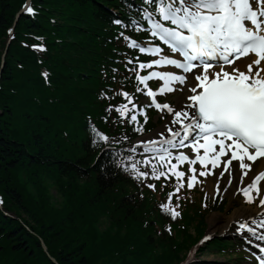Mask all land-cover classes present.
Instances as JSON below:
<instances>
[{
	"label": "trees",
	"instance_id": "1",
	"mask_svg": "<svg viewBox=\"0 0 264 264\" xmlns=\"http://www.w3.org/2000/svg\"><path fill=\"white\" fill-rule=\"evenodd\" d=\"M23 2L0 0V193L15 216L0 210V264L183 263L200 206L169 233L130 164L105 149L136 135L130 119L105 111L117 100L101 96L122 100L113 90L136 85L124 28L113 22L128 21L132 0H33L35 15L19 18L2 67ZM93 126L109 141L94 144Z\"/></svg>",
	"mask_w": 264,
	"mask_h": 264
},
{
	"label": "snow or ice",
	"instance_id": "2",
	"mask_svg": "<svg viewBox=\"0 0 264 264\" xmlns=\"http://www.w3.org/2000/svg\"><path fill=\"white\" fill-rule=\"evenodd\" d=\"M144 3L152 8V11L141 9L144 19L150 24L151 37L153 40L158 38L168 46L166 52L158 43L130 40L131 48L155 57L147 61L136 59L130 69L138 82L134 85L136 92L146 93L151 101L145 102L144 107L137 111L133 93L123 89L119 92L113 90L114 95L122 96L126 102L110 103L105 111L109 115L118 113V119L129 117L133 123H138V113H143L144 122L147 123L148 116L144 110L147 107L171 115L165 121V126L157 130L158 140L141 139L138 142L144 145L145 153L155 155L133 162L130 170L136 179L145 181L149 177L153 180L165 177V186L170 175L176 178L174 191L169 192L167 202L159 205L162 212L173 220L181 213L177 210L179 205L173 206L172 197L184 186L186 175L178 170V164L187 162L192 166L189 169L191 175L187 177L188 188L198 182L197 162L206 169L199 172L200 176L212 174L217 177V193L220 178H225V182L231 185L233 172L241 184L248 177L250 182L236 191L243 194L247 203H253L259 197L258 207L261 211L257 216L260 218L252 217L250 222L237 221V231L243 233L247 230L255 236L257 228L253 225L264 228V184L261 183L264 181V170L257 171L253 167L258 158H264V0H144ZM23 11L35 15L30 0ZM113 22L127 26L121 19ZM132 23L136 25V21ZM136 31H141V27L137 25ZM8 33L10 38L14 37V29L9 28ZM32 47L38 51L45 50L42 44ZM249 54H254L255 59L241 68L236 61ZM145 69L149 70L147 74H140ZM43 75L47 78L48 73L45 71ZM153 79L162 81V86L156 90L149 87V81ZM173 92L182 93L174 101L176 107L167 101L157 100L158 94ZM101 96L109 100L113 98L108 96L107 89ZM92 131L96 135L94 144L109 141V137L95 126ZM135 131L143 132V125L135 128ZM180 148L191 149L195 156L184 151L174 155L172 150ZM132 151L135 152V148ZM157 157L156 163H153ZM173 159L177 163H171ZM234 161L237 163L234 164ZM139 163H143L146 169L150 165L151 171H142ZM164 165L167 168L161 170ZM208 165H211V169ZM260 165H264V160L260 161ZM216 168L221 170L212 172ZM125 170L129 169L126 167ZM225 173H229V176L225 177ZM147 187L155 189V184L149 183ZM0 203L3 201L0 200ZM210 238V235H205L204 240ZM259 238L264 240V233ZM259 264H264V258H260Z\"/></svg>",
	"mask_w": 264,
	"mask_h": 264
},
{
	"label": "rangeland",
	"instance_id": "3",
	"mask_svg": "<svg viewBox=\"0 0 264 264\" xmlns=\"http://www.w3.org/2000/svg\"><path fill=\"white\" fill-rule=\"evenodd\" d=\"M182 95V93H179V92H173L171 97H170V100L172 101V104L174 107L175 106V103L174 101L177 99L178 96ZM170 115H167V114H159L157 116V118H163L165 121L169 118ZM165 121L163 124H161L156 130L160 129V128H163L165 126ZM155 130V131H156ZM154 131V132H155ZM152 134V132L150 133ZM157 135H154L152 136L151 138H154L156 137ZM145 140V138H142ZM52 192H53V195L55 197H57V192L52 189ZM224 198V196H223ZM225 200H226V205H225V209L223 211H216V212H211L208 216H207V224H208V231L211 230V220H215L219 223H221L223 225V220L225 219V217L229 216L232 214V212L241 207L242 206V200L243 199H240V196L239 195H229L227 194V196L225 197ZM105 225V223L103 224V226ZM234 228H236V226L233 224L230 228H225V230H223L222 228H218L216 230L215 233H218V234H223V233H228V234H231V232L234 231ZM224 256H221L219 254H216V253H207L206 255H204V258L206 259H223Z\"/></svg>",
	"mask_w": 264,
	"mask_h": 264
},
{
	"label": "bare ground",
	"instance_id": "4",
	"mask_svg": "<svg viewBox=\"0 0 264 264\" xmlns=\"http://www.w3.org/2000/svg\"><path fill=\"white\" fill-rule=\"evenodd\" d=\"M248 60L249 59L247 57H245V59L243 58L240 60L239 63L241 64L240 65L241 68H243L246 65V63L251 62ZM261 160H264V158H259L257 160V162H255V164L253 165V167L256 168L257 171L264 170V165H260ZM258 165H260V166L257 167ZM232 175L235 177V172H233ZM228 176H229V174H227L225 177H228ZM245 178H246V180H245L244 184L239 183L238 180L235 178L233 180V183L231 185H229V189H228L229 193H233V191H236L237 187H245L246 183L250 182L248 177H245ZM215 183H216L215 178L210 180V186L214 187ZM261 183L264 184V181H262ZM253 195H255V192H253ZM260 211H261V209L258 207V205H257V207H253L252 205L244 204L243 206L235 209L231 215L225 217V219L223 220V225L221 223L215 221V220H211V222H210L211 223V232H214L217 228H219V226L227 228L228 226L231 225L230 223L233 220L236 221L239 218H246L247 219L249 217L257 216V213Z\"/></svg>",
	"mask_w": 264,
	"mask_h": 264
},
{
	"label": "water",
	"instance_id": "5",
	"mask_svg": "<svg viewBox=\"0 0 264 264\" xmlns=\"http://www.w3.org/2000/svg\"><path fill=\"white\" fill-rule=\"evenodd\" d=\"M20 14H21V13H19V14L17 15V17H19V16H20ZM4 57H5V54H4L3 58H4ZM3 61H4V59H3ZM45 249H46V247H45Z\"/></svg>",
	"mask_w": 264,
	"mask_h": 264
}]
</instances>
